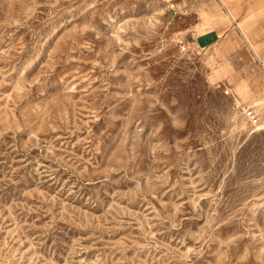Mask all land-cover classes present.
Here are the masks:
<instances>
[{
	"label": "rangeland",
	"instance_id": "rangeland-1",
	"mask_svg": "<svg viewBox=\"0 0 264 264\" xmlns=\"http://www.w3.org/2000/svg\"><path fill=\"white\" fill-rule=\"evenodd\" d=\"M189 4L0 0V264H264V17Z\"/></svg>",
	"mask_w": 264,
	"mask_h": 264
},
{
	"label": "crops",
	"instance_id": "crops-1",
	"mask_svg": "<svg viewBox=\"0 0 264 264\" xmlns=\"http://www.w3.org/2000/svg\"><path fill=\"white\" fill-rule=\"evenodd\" d=\"M187 1L190 3L189 7H191L192 12H196V11L205 12V9L209 8L211 12L217 13L218 11L215 7H218V9H220L222 13H227L230 16L235 17L236 19L251 18V17L256 18L259 16L264 17V0H187ZM218 32L219 30L215 28L214 33H218ZM206 35L207 37H204L203 40H211L207 42V44L211 43L212 40L216 39L213 32L207 31V33H205V36ZM197 40L198 41L200 40V35L197 37ZM208 48H209L208 45H206L205 49Z\"/></svg>",
	"mask_w": 264,
	"mask_h": 264
},
{
	"label": "bare ground",
	"instance_id": "bare-ground-1",
	"mask_svg": "<svg viewBox=\"0 0 264 264\" xmlns=\"http://www.w3.org/2000/svg\"><path fill=\"white\" fill-rule=\"evenodd\" d=\"M263 128H264V126L262 124V125H260V126L257 127V130H260V129H263Z\"/></svg>",
	"mask_w": 264,
	"mask_h": 264
}]
</instances>
